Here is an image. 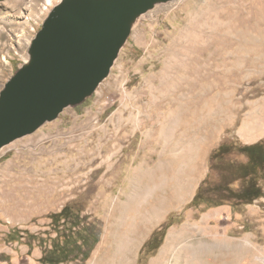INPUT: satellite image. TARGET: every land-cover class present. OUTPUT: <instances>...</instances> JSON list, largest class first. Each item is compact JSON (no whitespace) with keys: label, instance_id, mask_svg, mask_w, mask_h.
Here are the masks:
<instances>
[{"label":"rangeland","instance_id":"374dc122","mask_svg":"<svg viewBox=\"0 0 264 264\" xmlns=\"http://www.w3.org/2000/svg\"><path fill=\"white\" fill-rule=\"evenodd\" d=\"M59 3L0 0V91L29 59L35 34ZM261 102L264 0H172L147 10L93 92L0 148V264H41L63 229L49 215L65 205L98 237L82 264L110 254V233L123 235L133 226L143 233L130 264L166 257L160 252L177 230L212 246L225 239L231 257L216 264H264V197L244 206H190L204 180L220 181L223 163L246 162L235 152L211 160L220 144L264 141V126L253 128L259 111L252 106ZM178 170L193 177L182 202L141 224L134 219L147 213L142 196L120 221L136 174L152 175L141 181L145 191L162 176L170 188ZM166 223L159 247L145 252L144 243ZM218 252L224 251L217 247L206 264ZM165 260L170 264L172 256ZM62 264H80V258Z\"/></svg>","mask_w":264,"mask_h":264},{"label":"water","instance_id":"95a60500","mask_svg":"<svg viewBox=\"0 0 264 264\" xmlns=\"http://www.w3.org/2000/svg\"><path fill=\"white\" fill-rule=\"evenodd\" d=\"M156 1L60 0L0 91V148L55 119L108 75L135 15Z\"/></svg>","mask_w":264,"mask_h":264},{"label":"trees","instance_id":"16d2710c","mask_svg":"<svg viewBox=\"0 0 264 264\" xmlns=\"http://www.w3.org/2000/svg\"><path fill=\"white\" fill-rule=\"evenodd\" d=\"M243 155L245 163L226 161L222 164L221 179L218 182L204 180L196 189L190 206L212 208L229 203L234 206L250 205L264 197V141L247 145L220 144L211 155V160H220L231 153ZM239 182L235 187L234 183ZM51 223L59 230L51 247L45 250L41 264L70 263L80 258L82 264L89 256L98 237L81 227L79 212L71 205H65L58 213L49 215ZM66 225V226H65ZM65 226V227H64ZM170 226L163 225L152 233L144 243L143 250L154 252L161 244L163 233Z\"/></svg>","mask_w":264,"mask_h":264},{"label":"bare ground","instance_id":"6f19581e","mask_svg":"<svg viewBox=\"0 0 264 264\" xmlns=\"http://www.w3.org/2000/svg\"><path fill=\"white\" fill-rule=\"evenodd\" d=\"M161 3L163 2L156 1L152 4L151 8ZM142 15L143 14L135 15L133 19L130 20L129 27H133L138 18ZM28 61L29 60L26 61V64H29ZM252 108L253 111H259L256 115V119H254L256 124H253V128L255 127L259 129L260 126L262 128V126H264V102H261L258 108H256L254 105L252 106ZM191 175H185L181 170H178L176 175L172 179H169L172 180V186L170 188L167 187L168 179H165V177L162 176L161 178H159L160 183L158 185H154L153 187L142 191L140 189V185L142 183L141 181L143 180V182H145L144 180H146L148 182H151L153 180L152 175H150V173L148 172L142 173L140 175L136 174V179L131 182V194L127 198L126 203H124L122 206L123 210L120 212V214L122 215L120 221L128 217V214L132 210H134L135 207L141 202L140 199L142 196L145 202V209H147V213L144 215L135 216L136 218L134 220H139L141 224H144L147 222L150 223L155 219L159 218V215L162 213L165 206L169 207V205L171 204L182 202L188 195L190 189L192 188L193 177ZM133 227V229L128 227L129 229L123 235L110 233V240L112 242V245L110 246V248L112 249L111 251L109 250L110 254L106 253L103 257L96 259L93 262H90L89 264H130L133 250L136 248L137 242L139 239H141L143 233V230L140 229L141 231L139 232V230H136L137 228H135V226ZM133 236L134 238H132ZM188 238L189 234L186 231H171L168 234L164 248L160 252V255L165 253L167 254V256H164L163 259L155 260L152 264H168V261L166 262L165 260L168 256H172V261L170 264H206V257L211 255L212 251L215 250L217 247L222 249L224 252H218L220 253L219 256H212V264H216L218 262V259H225L227 261L231 257L228 254L229 252L227 249V245H225V239H219L218 244L216 246H212L208 245L205 241H190ZM181 241H186V244H181L180 246H177L178 244H180ZM242 253L243 251L241 249V251H238L234 254L235 257L238 258ZM224 264L227 263L225 262Z\"/></svg>","mask_w":264,"mask_h":264}]
</instances>
